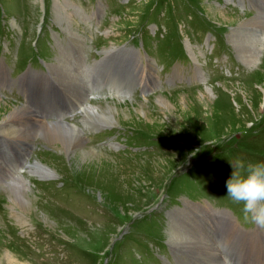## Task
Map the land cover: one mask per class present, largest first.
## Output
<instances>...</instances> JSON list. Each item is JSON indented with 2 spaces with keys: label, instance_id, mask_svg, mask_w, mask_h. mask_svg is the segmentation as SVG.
I'll use <instances>...</instances> for the list:
<instances>
[{
  "label": "rangeland",
  "instance_id": "obj_1",
  "mask_svg": "<svg viewBox=\"0 0 264 264\" xmlns=\"http://www.w3.org/2000/svg\"><path fill=\"white\" fill-rule=\"evenodd\" d=\"M243 6L245 9L226 0H0V43L5 47L0 57L10 60L8 72L0 75L1 91L12 73L15 51L19 68L28 60L35 67L31 55L35 52L45 60L47 70L29 71L23 85H29L37 99L54 94L53 102L66 104L71 95L73 101L84 102L89 94L84 81L88 74L82 68L84 52L96 30L103 29L107 30L105 53L131 36L157 29L166 44L169 38V48L184 40L196 45L198 78L206 61L208 74L219 69L222 74L230 70L240 75L239 66L240 72L247 74L244 81L221 79L215 86L154 93L149 99L115 96L93 101L100 112L106 113L112 106L119 113H112L113 124L108 126H116V130L106 138L117 148L107 144L108 135L93 137L91 145L82 129L76 133L86 145L82 151L98 159L93 162L78 156L67 158L46 142L47 128L35 122L15 125L10 135L0 130V143L14 145L21 156L24 154L20 158L11 149L16 164L2 161L0 155V264H227L224 249L234 251L239 264H264L262 235L239 230L230 234L227 228L232 221H243L240 212L235 210L238 218H230V214L216 215L213 209L217 208L210 207L211 202L228 206L213 198L228 194L227 188L209 191L218 184L215 176L221 167L195 157L215 149L216 160L231 177L234 172L246 175L249 166L264 164V49L257 51L261 46L258 40L264 35V1L244 0ZM155 22L157 26L152 25ZM58 29L67 32L76 47L70 60L58 42V52L53 53L51 43L56 40L50 41L48 36ZM146 48L162 65L151 40ZM187 48L190 51L188 43ZM211 54L219 55L217 62ZM184 59L187 61L179 58ZM183 65L175 63L164 71L170 73L164 81L199 83L196 77H189L195 65ZM118 69L113 67L111 77L119 76ZM124 69L128 74L131 71L127 63ZM156 77L159 79L157 72ZM149 87L157 89L155 82ZM6 90V98L0 97V125L11 113L25 112L42 120L12 102L15 88H10L11 95ZM23 134L32 142L24 145L19 138ZM98 142L106 143L103 151ZM33 144L44 148L33 157L24 175L33 192L22 189L29 194L28 203H14L8 184L17 178L26 153L33 154L27 149ZM35 162L54 170V176L36 175ZM174 220L177 240L168 237ZM219 229L221 233L216 234Z\"/></svg>",
  "mask_w": 264,
  "mask_h": 264
},
{
  "label": "bare ground",
  "instance_id": "obj_2",
  "mask_svg": "<svg viewBox=\"0 0 264 264\" xmlns=\"http://www.w3.org/2000/svg\"><path fill=\"white\" fill-rule=\"evenodd\" d=\"M223 15H224V13H223ZM223 15H221V16L223 18H225ZM261 38L262 39L258 40V43L261 46L258 48L257 51H261L262 49H264V35H262ZM83 95H85V94H83ZM80 102H83V101L81 100ZM80 102H78L77 99L75 101H73V103H75V104L80 103ZM77 106L78 105H76L75 107H77ZM104 110H106V109H104ZM114 111L117 112L118 110L116 111V109L114 107L108 106L106 113H103V111L100 112L99 108L90 104V106L86 107L82 112V113H84V116L86 117V119H88L87 121H89V122L84 121V123L85 124L87 123L89 125H99L100 123L103 125H106V124L111 125V124H113V120H114V118H113L114 116L112 114ZM17 114L18 115H16L15 113H11L7 117V119H5L4 122H2V124L0 125L1 132H4L5 134L10 135V132L13 131V127L15 125L35 122L37 125L44 127V128H47L46 130H48V136H46L44 134V138H45L46 142L54 145L59 150H62V152L64 153V155L67 158L72 159V158H75L76 156H78L80 158H84L86 161H92L93 162V160H98V159H95V158L85 154L82 151V150H84V148L86 149V145L85 146L83 145L81 138H79L78 135L76 134L77 132H79L81 130V128L76 127L75 124H72V123L67 124V123L60 122V123H58V125L60 127H57L54 124L43 121L44 119H42V120L33 119L31 115H29V114L26 115L25 112L17 113ZM146 115H147V113L145 112V117H146ZM36 116H38V115H36ZM7 121H10V122L7 124ZM49 125H52V126H49ZM49 127L53 132H56V134H54L49 129ZM39 133H40V131H39ZM34 135L35 134H33V137H34ZM19 138L24 140V143H25L24 145H26V143L29 144V142H27V141L32 142V140H27L29 138L27 136V134H23ZM27 149H32V147L27 148ZM77 152H79L78 155H76ZM20 158H23V157L20 156ZM17 160L19 161L18 157H17ZM33 169H34V173L36 175H38V176L42 175L43 177H53L54 172H55L54 170H53L54 171L53 172L49 167L41 165L40 162L39 163L35 162L33 165ZM8 185H9V188L11 190L10 196H11L14 203H18V202L19 203L26 202V204L28 203V200H27L28 198H26V195L28 196L29 194H24V191H22V189H28L29 192H33V188L29 184V181L24 176L17 175V178L12 179L11 184H8ZM22 204H24V203H22ZM171 216L172 215H170V218H169L170 221L172 219ZM171 227L173 228V231L168 235V237L170 236L171 239L177 240L179 234L177 232L178 224H177L176 220L173 221V225L171 224ZM171 243H172V241H171ZM214 262H216V261H214Z\"/></svg>",
  "mask_w": 264,
  "mask_h": 264
},
{
  "label": "clouds",
  "instance_id": "obj_3",
  "mask_svg": "<svg viewBox=\"0 0 264 264\" xmlns=\"http://www.w3.org/2000/svg\"><path fill=\"white\" fill-rule=\"evenodd\" d=\"M226 187L228 196L243 205L244 218L264 229V164L249 166L246 175L234 172Z\"/></svg>",
  "mask_w": 264,
  "mask_h": 264
}]
</instances>
